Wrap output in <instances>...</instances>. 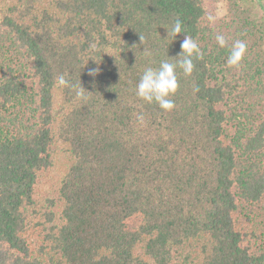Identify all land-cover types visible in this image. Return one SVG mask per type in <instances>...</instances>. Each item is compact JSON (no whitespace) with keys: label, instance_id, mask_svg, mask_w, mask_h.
I'll list each match as a JSON object with an SVG mask.
<instances>
[{"label":"trees","instance_id":"1","mask_svg":"<svg viewBox=\"0 0 264 264\" xmlns=\"http://www.w3.org/2000/svg\"><path fill=\"white\" fill-rule=\"evenodd\" d=\"M257 3L216 18L204 0H0V264H264ZM185 35L203 58L177 67L164 111L136 85Z\"/></svg>","mask_w":264,"mask_h":264},{"label":"clouds","instance_id":"2","mask_svg":"<svg viewBox=\"0 0 264 264\" xmlns=\"http://www.w3.org/2000/svg\"><path fill=\"white\" fill-rule=\"evenodd\" d=\"M213 19V17L209 16V21ZM166 29L167 38L171 36L174 40L179 34L184 33V26L180 19H177L170 28ZM215 39L221 48L227 46V41L223 35H216ZM140 40L144 41L141 35ZM144 51L148 54L147 49H144ZM246 52L247 44L243 40L234 41L229 48L227 64L231 67L239 68L246 56ZM177 57L180 59L176 63L161 61L158 67H146L136 85L137 97L148 104L155 103L164 111H172L175 107L172 97L176 95L179 89V81L176 74L177 67L182 69L186 77L191 76L195 67L194 60L203 58L197 42L188 35H185L184 40L181 42V52ZM100 72L101 69L96 67L89 71V75L96 77ZM57 84L59 86H69V82L64 75L57 77ZM71 87L76 89L78 97L87 98L85 93L88 91L82 87L81 83L79 85H71Z\"/></svg>","mask_w":264,"mask_h":264},{"label":"rangeland","instance_id":"3","mask_svg":"<svg viewBox=\"0 0 264 264\" xmlns=\"http://www.w3.org/2000/svg\"><path fill=\"white\" fill-rule=\"evenodd\" d=\"M255 1V0H254ZM264 1V0H260ZM209 12L216 16V18L226 17L228 14V0H204ZM256 13L260 18L264 17V9L258 3L255 7ZM246 224L242 226L245 229ZM252 229V228H251ZM250 231V230H249ZM259 232V231H257ZM250 238L251 248L253 251H257V247L252 243V236L248 235Z\"/></svg>","mask_w":264,"mask_h":264}]
</instances>
